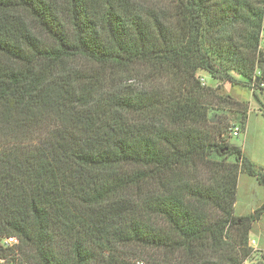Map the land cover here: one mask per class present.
Returning <instances> with one entry per match:
<instances>
[{
  "label": "trees",
  "instance_id": "16d2710c",
  "mask_svg": "<svg viewBox=\"0 0 264 264\" xmlns=\"http://www.w3.org/2000/svg\"><path fill=\"white\" fill-rule=\"evenodd\" d=\"M263 29L264 0H0V260L245 264L264 173L216 111L250 106L199 71L252 87Z\"/></svg>",
  "mask_w": 264,
  "mask_h": 264
},
{
  "label": "rangeland",
  "instance_id": "374dc122",
  "mask_svg": "<svg viewBox=\"0 0 264 264\" xmlns=\"http://www.w3.org/2000/svg\"><path fill=\"white\" fill-rule=\"evenodd\" d=\"M261 49L264 53V29L261 35ZM199 76L204 79V83L201 80L203 85L215 88L221 95H230L233 99L249 102V112L243 119L240 113L242 108L236 104H229L224 108L221 106L222 108L216 111V117L223 122L226 141L240 146L258 171L264 173V93L257 88L255 96L251 86L216 80L206 71H199ZM236 77L240 78L239 75ZM235 127L239 128V136L232 134L231 128ZM227 161L233 162L234 156H230ZM242 166L240 163L234 210L237 216L251 215L264 203V185L256 177L247 174ZM250 239H255L257 243L255 247L248 243L252 248V254L245 264H264V214H260L259 218L252 222L248 242ZM21 257H18L14 264H29ZM139 261L135 264H140Z\"/></svg>",
  "mask_w": 264,
  "mask_h": 264
},
{
  "label": "built area",
  "instance_id": "2783aa9c",
  "mask_svg": "<svg viewBox=\"0 0 264 264\" xmlns=\"http://www.w3.org/2000/svg\"><path fill=\"white\" fill-rule=\"evenodd\" d=\"M262 76L263 75H262L261 71L259 69H257L255 74H254L253 80H252V87L254 89L258 88V89H261V90L264 91V78ZM201 80L204 83V79L202 78ZM231 130H232V134L234 136H239L240 131H239L238 127L231 128ZM256 243L257 242H256L255 239H250L249 244L251 246L255 247ZM19 244H20V241H19L18 237H16V236H8V237L4 238L3 241H2V245L3 246L16 248V251H18L17 247H18ZM0 262L2 264H13V263L6 262L5 259L0 260Z\"/></svg>",
  "mask_w": 264,
  "mask_h": 264
}]
</instances>
